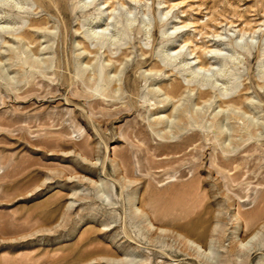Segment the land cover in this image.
Returning a JSON list of instances; mask_svg holds the SVG:
<instances>
[{
    "label": "rangeland",
    "instance_id": "obj_1",
    "mask_svg": "<svg viewBox=\"0 0 264 264\" xmlns=\"http://www.w3.org/2000/svg\"><path fill=\"white\" fill-rule=\"evenodd\" d=\"M12 2L23 8L0 3L21 39L0 31V264H264V0ZM107 23L112 40L88 37ZM215 47L235 56L218 69L239 103L210 107L211 82L181 68ZM216 116L231 138L202 135ZM251 117L257 133H237ZM181 235L207 255L188 259Z\"/></svg>",
    "mask_w": 264,
    "mask_h": 264
},
{
    "label": "bare ground",
    "instance_id": "obj_2",
    "mask_svg": "<svg viewBox=\"0 0 264 264\" xmlns=\"http://www.w3.org/2000/svg\"><path fill=\"white\" fill-rule=\"evenodd\" d=\"M2 2H6V3H12V5L15 7V9L17 8V9H19V8H23V7H21L20 6V3H14V2H12V0H0V3H2ZM94 2V1H93ZM5 4V3H4ZM86 4V6H87V3H85ZM91 4V3H90ZM89 4V5H90ZM106 4V3H105ZM5 5H7V4H5ZM105 10H107V9H105ZM105 10L103 9V10H101L100 12L103 14L104 12H105ZM115 10L116 9H113V10H111V14L110 15H114V12H115ZM129 12H131L130 10H129ZM101 14V15H102ZM168 14V13H167ZM166 14V15H167ZM109 18V20L111 19H114V16H109L108 17ZM6 23H9L8 21L6 22ZM113 24H111V23H107L106 24V27L105 28H99V27H93V26H90V28H88V30H87V32H88V37L89 38H93V39H99V40H107V39H113V37H114V35H112L111 34V30H110V26H112ZM9 28V26L7 25L6 27L4 26V25H2L1 24V21H0V31H3V30H7ZM10 28H12V29H10V30H7V32L9 33V34H11V35H13V37L14 38H16V39H20V37H19V34L17 35V33H18V31H17V29H15L14 27H10ZM181 28H183V27H178V26H175L174 27V29L175 30H178V29H181ZM30 32H25V34H29ZM221 34H217V36H220ZM216 36V37H217ZM221 37V36H220ZM9 38H10V36H9ZM14 38H11V40L9 39L7 42H5V43H10V42H14V41H18V40H16V39H14ZM242 38H243V36H242ZM241 39V38H240ZM253 39V38H252ZM21 40V39H20ZM234 45H235V43H233ZM186 47V44L185 45H182L181 46V49H184ZM97 51V50H96ZM99 51V50H98ZM84 52H86L85 50H84ZM195 53L193 52V51H189V52H186V54H185V56H191V57H189V58H183V60H182V63H181V65H182V69H183V71L185 72V73H189V75L188 76H190L191 77V81H197V82H199V83H204V82H211V84H212V86H211V90H204L203 91V89L201 90L200 89V93H199V95H200V98H207V97H210L208 100H205L204 102H210V107H212V106H214V104L216 105V104H218V102H221V101H223V102H225L226 100H227V102H232V101H236V102H238L239 103V101H238V99H239V97H240V95L239 96H234V97H232V98H228V99H225V98H223V96H225V94H228V92L229 91H232L234 88H230L228 85L230 84V83H232V81L230 82V78L232 77V75L231 74H228V73H226L222 68H220V69H218V65H219V63L221 62V61H219L218 62V56L219 55H223V56H225L224 57V62H226L227 63V61L230 59V60H232L235 56L234 55H226L225 53H223V49L222 48H219V47H215V48H213V49H208L207 51H205V57L207 58V60L209 61V64H207V65H205V62H206V60L204 59V60H201L202 58L201 57H199V56H197V55H195L194 57H193V55H194ZM181 55V52H179L178 53V56H180ZM170 57V56H169ZM168 58V57H167ZM172 58H178V57H176V55L175 56H173ZM181 58V57H180ZM220 58V57H219ZM170 60H171V57H170ZM236 60V59H235ZM2 62V61H1ZM92 65V64H91ZM88 66H90V65H88L87 64V68H88ZM93 66V65H92ZM113 66L111 65L110 67H109V69L110 68H112ZM108 69V68H107ZM6 71V70H5ZM178 84V83H177ZM180 83H179V85H177V86H175V85H173V87H172V93H174V94H177L178 93V91L181 89V87H182V85H181V87H180ZM189 86H188V88H189V93H192V92H194L195 90H196V88H192V86H191V83L190 84H188ZM235 86H236V84H235ZM234 86V87H235ZM238 86V85H237ZM188 88L186 87L185 89H187L188 90ZM186 90V91H187ZM160 92H161V90H159ZM181 91H182V89H181ZM217 92H220V94L218 93L217 94ZM211 93H213L212 95V97L210 96V94ZM182 94V93H181ZM169 95V94H168ZM179 96H180V94H178ZM166 99H167V101L168 100H172V98H170V96H167L166 97ZM190 99V98H189ZM199 99V98H198ZM249 100V99H248ZM193 103V102H192ZM226 103V102H225ZM175 104V103H174ZM243 105V104H242ZM251 105H254V103H253V101H251V103H250V105L249 106H251ZM196 106H199V104H197V103H195V104H193V108H195ZM248 106V107H249ZM189 107V106H188ZM191 107V106H190ZM155 108V107H154ZM180 107H178V106H176L175 105V107H174V109L173 110H176V111H178L179 113H180V109H179ZM219 108L221 109L222 107L221 106H219ZM158 109V108H157ZM231 110V109H230ZM187 111V110H186ZM226 111H229V109L228 110H226V108L225 109H222V110H220L216 115H218L220 112H223V114L226 112ZM235 112V110H233V113ZM178 113V114H179ZM236 113H241V112H236ZM247 114V112H242V115L240 114V117H242V118H245V115ZM180 115V114H179ZM185 115H187V114H185ZM196 115L198 116L199 114L198 113H196ZM195 115V116H196ZM225 115V114H224ZM176 116V115H175ZM188 116V115H187ZM219 116V115H218ZM218 116H216V118L213 120V122H212V127H210V128H207L205 131L203 130L206 126H203V129H201V130H203V134L202 135H205V136H211V134L212 133H214V130L217 128V130L218 131H216V137H220L221 139H226V138H228L229 136H230V138H231V134H229V132H228V128H227V126H228V123L227 124H225V121L226 120H228L229 119V117L228 116H224V118H217ZM221 116V115H220ZM237 116H238V114H237ZM169 117V116H168ZM177 117V116H176ZM189 117H191L192 118V115L191 116H189ZM162 118V117H161ZM173 118H174V116H173ZM239 118V117H238ZM172 119V118H171ZM170 118H167L166 117V121H170L171 120ZM240 119V118H239ZM162 120V119H161ZM174 120V119H173ZM173 120L171 121V124H172V122H173ZM190 120V119H189ZM225 120V121H224ZM165 122V121H164ZM248 125H244L245 127L244 128H239L238 130H236L237 131V133H239L240 135H242V133H247L248 135H252L253 133H254V131H256L255 133H257V126L259 127V125H258V121H256V119H255V117H251L248 121ZM201 126V125H200ZM251 126L253 127V129L254 130H252L251 129ZM171 127V126H170ZM201 128V127H200ZM254 135V134H253ZM171 136V135H170ZM243 136V135H242ZM171 137H173V135L171 136ZM175 137V136H174ZM173 139V138H172ZM170 141V140H169ZM224 148V147H223ZM231 161V160H230ZM233 161V160H232ZM231 161V162H232ZM225 162V161H224ZM226 163V162H225ZM239 173V172H238ZM195 230L194 229H191L190 230V232H189V234L190 235H194V232ZM205 232H202V234L201 235H203ZM200 235V237H203V236H201ZM256 236H257V234L256 235H254L253 237H251V239H250V241L249 242H251V241H253L255 238H256ZM181 237H183L182 235H181ZM199 237V238H200ZM184 239V245H185V249H182V251H183V255H186V256H188V259H195L194 258V255L195 254H197V253H199V256H198V258H200L201 256L204 258V256H206L207 255V249H205V250H203L202 251V248H204L205 246L200 242V241H202V239H200V241H196V240H194V239H192L191 237H183ZM249 242H247V243H249ZM245 242H242L241 243V245H243ZM186 250L188 251L186 254H185V252H186ZM178 252V251H177ZM203 254H205L204 256H203ZM197 259V258H196ZM121 264V263H120Z\"/></svg>",
    "mask_w": 264,
    "mask_h": 264
}]
</instances>
